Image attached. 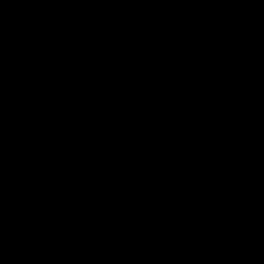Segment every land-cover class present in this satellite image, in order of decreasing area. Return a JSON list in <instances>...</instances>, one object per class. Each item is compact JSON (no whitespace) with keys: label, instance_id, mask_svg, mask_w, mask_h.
<instances>
[{"label":"water","instance_id":"95a60500","mask_svg":"<svg viewBox=\"0 0 264 264\" xmlns=\"http://www.w3.org/2000/svg\"><path fill=\"white\" fill-rule=\"evenodd\" d=\"M0 264H264V0H0Z\"/></svg>","mask_w":264,"mask_h":264}]
</instances>
